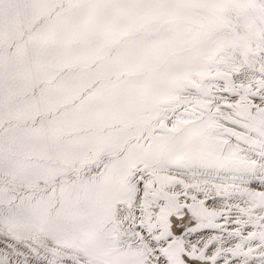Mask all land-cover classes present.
Here are the masks:
<instances>
[{"label":"snow or ice","instance_id":"obj_1","mask_svg":"<svg viewBox=\"0 0 264 264\" xmlns=\"http://www.w3.org/2000/svg\"><path fill=\"white\" fill-rule=\"evenodd\" d=\"M0 264H264V0H0Z\"/></svg>","mask_w":264,"mask_h":264}]
</instances>
